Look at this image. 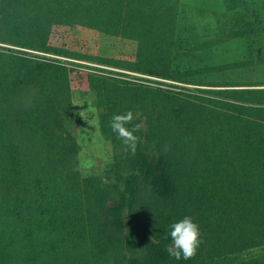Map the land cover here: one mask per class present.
Masks as SVG:
<instances>
[{
  "label": "trees",
  "instance_id": "trees-1",
  "mask_svg": "<svg viewBox=\"0 0 264 264\" xmlns=\"http://www.w3.org/2000/svg\"><path fill=\"white\" fill-rule=\"evenodd\" d=\"M191 2L0 0V264H264L245 255L264 247V89L199 80L254 60L185 66L214 43L185 35ZM229 22L224 40L264 33V1ZM75 91L96 93L115 150L101 175L81 172ZM129 110L135 155L110 128ZM185 216L202 243L175 260Z\"/></svg>",
  "mask_w": 264,
  "mask_h": 264
},
{
  "label": "crops",
  "instance_id": "crops-1",
  "mask_svg": "<svg viewBox=\"0 0 264 264\" xmlns=\"http://www.w3.org/2000/svg\"><path fill=\"white\" fill-rule=\"evenodd\" d=\"M251 0H192L185 4L187 14L184 18L185 35L191 37L193 44H198L205 39H213L211 47L199 50L194 54V62L197 68L225 65L233 62L255 61L254 68L240 70L231 73H219L202 77L214 86L210 88L220 89H264V33H256L251 37L223 39L224 31L233 30L229 22L232 14L248 5ZM264 0H254L255 3H263ZM184 2V1H183ZM191 7V12L188 9ZM233 45V46H232ZM235 84L236 87L225 86Z\"/></svg>",
  "mask_w": 264,
  "mask_h": 264
},
{
  "label": "rangeland",
  "instance_id": "rangeland-1",
  "mask_svg": "<svg viewBox=\"0 0 264 264\" xmlns=\"http://www.w3.org/2000/svg\"><path fill=\"white\" fill-rule=\"evenodd\" d=\"M239 1V0H234ZM240 39V38H237ZM233 46V45H232ZM194 55L184 62L186 67H196ZM193 59V60H192ZM238 63H243L239 59ZM254 66V65H253ZM252 65L244 68H235L221 73H231L240 70L254 68ZM197 68V67H196ZM134 75H140L133 73ZM219 73H214L215 75ZM209 75V76H211ZM142 76V75H141ZM144 77H148L143 75ZM155 80H161L168 84H177L195 90L201 88L195 84L177 83L171 80H162L156 77H149ZM197 80V79H196ZM168 87L167 85H161ZM171 87V86H170ZM171 89L179 90L180 88L172 87ZM75 134L80 144V168L84 177L97 176L104 174L114 167L115 150L112 144L104 137L100 127L101 109L96 105V93L93 91H75ZM264 254V247L255 248L247 253L246 256H257Z\"/></svg>",
  "mask_w": 264,
  "mask_h": 264
},
{
  "label": "clouds",
  "instance_id": "clouds-1",
  "mask_svg": "<svg viewBox=\"0 0 264 264\" xmlns=\"http://www.w3.org/2000/svg\"><path fill=\"white\" fill-rule=\"evenodd\" d=\"M137 119H139L138 114H134L129 110L124 113L114 114L110 121L112 132L117 134V137L133 155L136 153L140 140L137 133L141 132L144 127L142 121L133 123ZM167 238L170 243L166 246V251L175 260L192 259L197 254L202 243L199 225L192 216H185L170 223Z\"/></svg>",
  "mask_w": 264,
  "mask_h": 264
}]
</instances>
